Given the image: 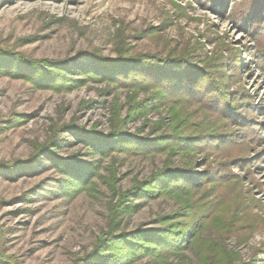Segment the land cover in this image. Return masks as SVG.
<instances>
[{"label": "rangeland", "instance_id": "rangeland-1", "mask_svg": "<svg viewBox=\"0 0 264 264\" xmlns=\"http://www.w3.org/2000/svg\"><path fill=\"white\" fill-rule=\"evenodd\" d=\"M235 1L225 0L227 11L219 16L197 0H0V51L21 54L24 62L59 59L70 73H75L92 65L89 55L115 57L122 40L129 55L164 56L198 45L196 51L203 57L221 48V39L241 53L231 87L252 97L253 119L260 127L259 143L254 148L247 144L240 146L241 151L225 155L229 161L235 155L247 156L245 162L251 166L234 164L231 171L241 179L243 197L256 201L253 212L264 217V73L253 64V40L232 22ZM28 70L20 64V76L0 68V264H94L84 255L107 232L110 192L101 177L107 174L110 157L99 160L101 177H94L96 194L81 192L70 198L59 189L65 176L53 162L42 154L31 160L29 156L34 155L35 143L46 140L53 122L61 125L72 121L85 129L96 126L97 130L108 131L107 101L116 93L124 103L126 91L117 88L107 93L104 83L94 81L72 90L41 88L28 79ZM146 96L139 92L137 98ZM185 110L195 113V120L202 117L197 104L190 103ZM161 115L166 117V112L162 110ZM158 117L149 111L144 118ZM18 119L22 122L16 123ZM144 123L142 134L147 133L150 122L142 118L129 122L127 128L133 132ZM59 135L61 140L54 147L58 157L73 153L86 161L98 158L74 128ZM250 137L248 134L244 139ZM253 149L260 151L257 158L251 156ZM202 152L195 154L196 165L204 163L195 167L196 171L205 169L208 163L224 162L217 149ZM166 155L155 151L117 153V187L126 190L132 182L145 180L163 166ZM174 161L178 162L177 156ZM132 198L139 203L138 210L120 215V227L126 232L154 227L158 214H170L179 208L170 196ZM251 228L226 237L229 248L238 253V264H264V226ZM130 264L161 263L143 257ZM166 264L205 263H199L194 252L186 250L180 257L166 258Z\"/></svg>", "mask_w": 264, "mask_h": 264}, {"label": "trees", "instance_id": "trees-1", "mask_svg": "<svg viewBox=\"0 0 264 264\" xmlns=\"http://www.w3.org/2000/svg\"><path fill=\"white\" fill-rule=\"evenodd\" d=\"M197 1L219 16L227 11L225 0ZM230 17L253 40V64L264 73V0H237L232 5ZM122 42L118 44L115 57L89 55L92 65L79 68L75 73H70L59 59L24 62L21 54L0 51V68L23 76L19 74V65L25 64L30 69L28 79L37 87L72 90L94 81L104 83L107 93L117 88L126 91L124 103L116 93L107 101L108 131L97 130L96 126L85 129L72 121L61 125L53 122L46 140L35 143L34 155H30L29 160L40 154L51 160L55 169L65 176L59 183L61 193L72 198L81 192L96 194L94 177H101L99 160L110 157L107 174L101 177L110 192L108 228L84 255L89 262L130 264L151 257L166 264V258L180 257L190 250L199 263L238 264V253L229 248L226 237L251 226L255 229L264 226V217L252 210L256 201L243 197L241 179L231 171L234 164L251 166L245 162L247 156L235 155L229 161L225 155L232 150L239 152L240 146L247 144L254 148L260 138L259 124L253 119L252 97L243 90L233 91L231 87V80L237 77L236 66L241 53L220 39L221 48L210 56L201 57L196 51L198 45L164 56L129 55ZM139 92L148 96L138 99ZM190 103L198 105L200 119L195 120V113L185 110ZM123 107L126 108L124 115ZM162 110L166 117L161 115ZM149 111L159 117L145 119ZM141 118L150 122V131L142 134L144 123L130 132L127 124ZM20 122L21 119L16 121ZM70 128L82 135L81 140L87 149H92L91 153L98 157L96 160L86 161L73 153L66 157L56 155L54 147L61 140L59 134ZM239 133H243L240 142ZM248 134L250 140L244 139ZM206 149H217L224 162L208 163L205 169L196 171L194 168L204 163L196 165L195 154ZM253 150L251 156L257 158L260 151ZM150 151L167 154L163 166L145 180L132 182L126 190L117 187L116 154L139 155ZM253 182L259 184L255 178ZM157 196L174 198L179 207L177 212L158 214L154 227L136 228L132 232L121 229L120 215H129L139 208L132 197L151 199ZM238 239L240 241V237Z\"/></svg>", "mask_w": 264, "mask_h": 264}]
</instances>
